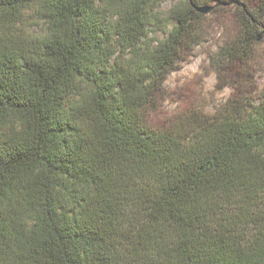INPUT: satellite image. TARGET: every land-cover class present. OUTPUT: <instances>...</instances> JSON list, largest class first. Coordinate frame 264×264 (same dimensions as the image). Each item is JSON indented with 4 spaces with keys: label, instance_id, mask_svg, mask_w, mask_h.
I'll return each instance as SVG.
<instances>
[{
    "label": "trees",
    "instance_id": "1",
    "mask_svg": "<svg viewBox=\"0 0 264 264\" xmlns=\"http://www.w3.org/2000/svg\"><path fill=\"white\" fill-rule=\"evenodd\" d=\"M165 1L0 0V264H264L254 74L162 118L207 15L236 20L220 69L259 60L264 0Z\"/></svg>",
    "mask_w": 264,
    "mask_h": 264
},
{
    "label": "rangeland",
    "instance_id": "2",
    "mask_svg": "<svg viewBox=\"0 0 264 264\" xmlns=\"http://www.w3.org/2000/svg\"><path fill=\"white\" fill-rule=\"evenodd\" d=\"M180 0H167L161 11L167 17L171 7ZM229 2V0H224ZM214 2L212 5L217 4ZM206 36L201 45L197 46L180 69L170 75L165 83L167 102L162 116L196 111L200 115L214 116L226 101L238 95L239 79L254 74L248 81L252 96H260L264 91V35L262 44L257 48L259 60L251 65L242 62H227L226 69H220L214 63L217 51L236 34V20L228 12L211 13L206 17ZM162 38L163 35L159 34ZM250 68V69H249ZM246 85V81H241ZM257 99V98H256ZM259 102V101H257Z\"/></svg>",
    "mask_w": 264,
    "mask_h": 264
},
{
    "label": "water",
    "instance_id": "3",
    "mask_svg": "<svg viewBox=\"0 0 264 264\" xmlns=\"http://www.w3.org/2000/svg\"><path fill=\"white\" fill-rule=\"evenodd\" d=\"M212 9H213V7H210V6H204V7H202V8H198V11H199L200 13L207 14V13H209Z\"/></svg>",
    "mask_w": 264,
    "mask_h": 264
},
{
    "label": "snow or ice",
    "instance_id": "4",
    "mask_svg": "<svg viewBox=\"0 0 264 264\" xmlns=\"http://www.w3.org/2000/svg\"><path fill=\"white\" fill-rule=\"evenodd\" d=\"M193 7H199V0H189Z\"/></svg>",
    "mask_w": 264,
    "mask_h": 264
}]
</instances>
